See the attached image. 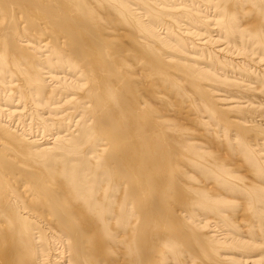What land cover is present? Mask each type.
<instances>
[{"label":"bare ground","instance_id":"bare-ground-1","mask_svg":"<svg viewBox=\"0 0 264 264\" xmlns=\"http://www.w3.org/2000/svg\"><path fill=\"white\" fill-rule=\"evenodd\" d=\"M0 264H264V0H0Z\"/></svg>","mask_w":264,"mask_h":264}]
</instances>
